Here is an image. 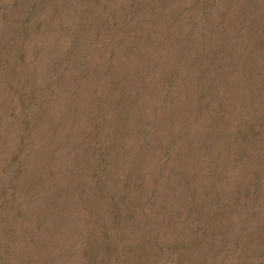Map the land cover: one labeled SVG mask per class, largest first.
Listing matches in <instances>:
<instances>
[{"label":"rangeland","instance_id":"1","mask_svg":"<svg viewBox=\"0 0 264 264\" xmlns=\"http://www.w3.org/2000/svg\"><path fill=\"white\" fill-rule=\"evenodd\" d=\"M0 264H264V0H0Z\"/></svg>","mask_w":264,"mask_h":264}]
</instances>
